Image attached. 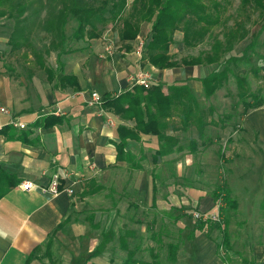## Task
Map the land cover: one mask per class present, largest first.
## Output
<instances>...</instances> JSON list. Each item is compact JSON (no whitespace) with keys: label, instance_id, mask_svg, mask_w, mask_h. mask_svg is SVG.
<instances>
[{"label":"rangeland","instance_id":"1","mask_svg":"<svg viewBox=\"0 0 264 264\" xmlns=\"http://www.w3.org/2000/svg\"><path fill=\"white\" fill-rule=\"evenodd\" d=\"M255 5L252 1L247 7L251 15L253 14V20H255L256 12L261 11V8ZM226 7L228 13L243 10L240 0H230ZM232 22L229 20V23ZM260 24V20H256L246 25L250 30L257 31ZM75 25V21L69 18L65 26L66 51L60 55V61L63 64L67 58L72 59L75 63L82 62L87 54L83 50L87 48L86 44L89 43L92 44L93 53L101 52L103 33L101 37L95 40L90 39L92 42L90 40L72 39L71 34ZM13 27V18L0 17V71L27 76L29 79L26 81L29 85H36L38 82L50 84L44 69L35 62L29 48L23 47L16 51L10 49L8 39ZM110 28L111 23L106 26L104 31L105 33L109 32L112 37ZM221 28L222 25L215 27L214 32L220 31ZM149 32L150 25L143 23L140 39L137 38L136 43L139 40L144 42L145 38L149 37ZM263 36L264 31L257 40L258 44L252 49L247 47L246 50L249 37L237 43L234 49L221 59L220 65L157 69L155 71L157 76L154 75L153 69L146 68L138 71L149 74L151 77L149 85L153 82L185 83L195 95L200 107L205 110L206 118L213 119L214 122L205 127L202 136L197 134L194 126H190L186 130H169V133L178 135L182 148L167 155L166 160L161 161L162 157H159L156 164V174L159 178L154 182L152 181V174H150V168L153 167V164L146 158L142 161V165L145 167L144 173H139L141 170L129 168L128 165L119 169H112L104 173L103 180L101 179V188L99 186L87 190L84 195L88 209L82 217L88 216L92 212L94 213V220L91 221V224H97L99 227L97 232L101 233L102 230L109 228L115 232L113 240L102 251V256L96 257L93 254L95 248H91L89 261L91 260L94 264H110L111 260V264H119L126 253L118 245V233H122L125 228L135 227L136 235L133 238L130 237L128 242L130 248L139 242L137 252L139 258L151 261L148 250L150 246H153L159 253L160 263L183 264L181 260L176 263L166 261V249L163 246H156L155 241L149 238V232L145 229L144 224H136L131 219L154 220L155 230L160 229L162 231V242L178 241L181 248L189 242L188 232L199 222L194 213H199L202 219H211L212 224L218 220L221 221L222 217L219 216V212L224 204L222 201L217 203L211 201V194L221 180H226L231 196L238 201L237 209L229 211V224L226 229L231 249L227 251L226 247L223 246V224L220 221L218 227L208 223L202 231L195 230V233L203 237L208 235L209 239L213 240L214 243L210 244L217 250L219 257L225 261L224 264H257L252 261L251 249L253 245L264 241V209L261 207L264 198V102L259 108L245 111L236 95V82L232 74H229L227 83H224L221 88L207 98L203 92L201 79L213 70L221 69L227 57H242L238 63L229 64V68L231 72L245 75L249 89L257 92V85L262 84L259 75L264 69ZM48 40L49 38L44 34V31L36 27L30 35V42L35 48L43 49V45H46ZM173 40L170 53L174 59H178L181 56H196L198 53L207 50L211 36L193 48L183 46L180 30L174 32ZM112 48L113 44L109 48L110 51ZM23 51H27V56L24 55ZM137 56L145 60L142 53L137 54ZM43 59L48 68L55 72L58 70L56 51H51L48 55L43 53ZM31 75L34 78L32 80L30 79ZM174 76H176L175 80L173 79ZM262 86L261 93L264 97V83ZM3 107L9 113V109L6 106ZM113 115L124 120L116 114ZM173 120L176 122V118ZM190 140L196 142L195 151L189 147ZM142 148L147 153L151 151V147L148 150L147 146H142ZM220 154H223L222 157ZM152 183L156 186L154 206H151ZM199 198H208L212 208L208 209V205L199 207ZM180 214L183 215L180 216ZM177 215L179 217L176 219ZM99 241L100 238H98L97 244ZM215 244H218V249ZM85 254L87 253L85 252ZM211 255L213 252L206 251L205 260H208Z\"/></svg>","mask_w":264,"mask_h":264},{"label":"crops","instance_id":"2","mask_svg":"<svg viewBox=\"0 0 264 264\" xmlns=\"http://www.w3.org/2000/svg\"><path fill=\"white\" fill-rule=\"evenodd\" d=\"M110 31L112 37L103 32L100 53H93L89 43L82 62L65 61V74L77 80L75 89L54 82L29 85L27 76L0 71V105L9 109V113L0 114V264H94L89 261L90 252L101 233L91 224L94 213L82 217L88 209L83 194L100 186L104 173L127 166L117 161L114 142L118 141L117 126H132L133 122L90 104V93L101 96L129 89L133 85L130 77L142 69H153L157 76L156 68L138 58L136 41H121L116 31ZM30 79H34L32 75ZM50 114L61 120L52 125L39 122ZM127 142L135 157L144 151L152 163L151 151L147 153L142 146L154 149V136L141 135L139 141ZM156 164L150 174L156 171ZM142 170L139 173H144L145 167ZM54 173L59 174L61 183L57 195L20 187L25 180L46 185ZM202 205L212 208L208 198H199V207ZM210 243L213 240L195 233L179 248L177 259L183 264H224ZM206 251L213 252L208 260ZM251 251L252 261L264 264V241L253 245ZM100 256L102 253L96 257Z\"/></svg>","mask_w":264,"mask_h":264},{"label":"trees","instance_id":"3","mask_svg":"<svg viewBox=\"0 0 264 264\" xmlns=\"http://www.w3.org/2000/svg\"><path fill=\"white\" fill-rule=\"evenodd\" d=\"M252 1L256 4L255 6L261 8L260 12H256L255 20H253V14L251 15L247 9ZM229 2L230 0H131V2L128 0H0V17L14 20V27L8 39L12 51L23 47L29 48L35 62L44 69L49 83L54 82L56 86L58 84L59 86L69 85L75 89L77 80L74 76L65 74L64 64L60 61V55L66 51L65 26L69 18H72L76 24L71 34L72 39H97L111 23V28L116 31L118 39L129 42V44L141 36L142 24H149V37L144 40L142 57L150 68L163 70L210 64L220 65L221 59L240 41L249 37L246 50L247 47L254 48L264 31L263 0H240L243 10L235 13L226 12V5ZM229 20L233 22L229 23ZM256 20H260V27L257 31L250 30L246 24ZM219 25H222L220 31L214 32L215 27ZM35 27L43 30L49 38L48 43L43 45V49L33 47L30 42V35ZM177 30L182 32V44L185 48L196 47L205 38L211 36L209 48L196 56L187 55L174 59L170 53V46L174 41V32ZM262 42L264 43V36ZM127 49L130 50L131 45L127 46ZM51 51H56L58 65L56 72L48 68L43 59V53L48 55ZM27 54V51L24 52V55L27 56ZM241 60L242 57L229 56L223 62L221 69L213 70L201 79L205 97H210L224 83H227L229 74H232L236 82V95L244 110H253L263 105L264 97L261 92L264 83V69L259 75L262 84L257 85V92L251 91L247 77L231 72L229 68V64L238 63ZM100 106L104 111L133 122L132 126L123 124L117 126L118 141H115L114 145L117 161H124L129 168L137 170L144 168L142 161L146 159V155L144 151H141V155L135 157L127 149L128 139L139 141L141 135L154 136L157 144L154 149L150 150L152 163L155 165L159 157L167 156L182 148L178 135L169 133V130H186L194 126L197 134L202 136L205 127L214 122L213 119L206 118L205 110L200 107L195 95L185 83L153 82L147 87L133 84L129 89L117 94L103 93ZM60 120V117L50 114L41 117L39 122L52 125ZM189 147L195 151V140L189 141ZM222 155L220 154L221 157ZM151 174L153 182L159 178L155 169ZM60 185L59 182V188H61ZM155 191L156 186L153 184L151 206H154L156 201ZM211 196L215 203L222 201L224 204L219 212V216L222 217L221 221L218 220L213 224L217 227L220 226L219 221L223 224L222 242L229 251L231 245L226 230L229 224V211L237 209L238 201L231 196L226 180H221ZM261 207L264 209V198ZM178 217L179 215L176 219ZM131 220L136 224H144L149 232V238L155 241L156 246H163L166 249V261L170 263L178 261L177 253L180 242L163 243L162 231L155 230L154 220L144 221L143 218ZM212 222L209 218H200L194 228L188 232L187 238L193 239L195 230L202 231L208 223L213 225ZM93 228H97V225ZM114 235L112 228L102 230L100 241L93 254L100 255L106 245L113 240ZM135 235V227L125 228L122 233H118V245L126 253L119 264H162L159 261V253L153 246H150L148 250L151 261L137 256L139 242L133 244L132 248L129 247L128 242V239ZM207 237L209 238L208 235ZM216 246L218 249V244ZM221 260L225 263L222 258ZM242 260L245 261L244 258ZM111 262L110 260V264Z\"/></svg>","mask_w":264,"mask_h":264},{"label":"built area","instance_id":"4","mask_svg":"<svg viewBox=\"0 0 264 264\" xmlns=\"http://www.w3.org/2000/svg\"><path fill=\"white\" fill-rule=\"evenodd\" d=\"M143 46H144V42L139 40V42L136 45L135 52L140 55L142 53ZM107 51L110 52V49L107 48ZM130 81L132 82V84H138L146 87L151 82V77L147 72H138L134 76L130 77ZM90 96H91L90 104H97V105L101 104V96L97 92L95 91L91 92ZM7 112L8 111L3 106H0V114ZM14 124L18 127L25 126L21 122H14ZM59 182H60L59 174L54 173L52 174L50 181L46 185H36L29 180H25L20 184V187L23 190L38 188L42 193L57 195L61 191V188H59ZM68 192H71V190L69 189ZM194 216L196 219L201 218V215L199 213H194Z\"/></svg>","mask_w":264,"mask_h":264}]
</instances>
